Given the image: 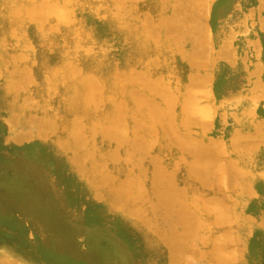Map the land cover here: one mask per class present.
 Wrapping results in <instances>:
<instances>
[{
	"label": "rangeland",
	"instance_id": "obj_1",
	"mask_svg": "<svg viewBox=\"0 0 264 264\" xmlns=\"http://www.w3.org/2000/svg\"><path fill=\"white\" fill-rule=\"evenodd\" d=\"M32 1H0V264H264V0Z\"/></svg>",
	"mask_w": 264,
	"mask_h": 264
},
{
	"label": "bare ground",
	"instance_id": "obj_2",
	"mask_svg": "<svg viewBox=\"0 0 264 264\" xmlns=\"http://www.w3.org/2000/svg\"><path fill=\"white\" fill-rule=\"evenodd\" d=\"M0 1H1V0H0ZM33 1H34V0H33ZM33 1H32V2H33ZM54 1H55V0H54ZM67 1H68V0H67ZM120 1H122V0H119V2H120ZM123 1H124V0H123ZM130 1H131V0H130ZM136 1H137V0H136ZM138 1H139V0H138ZM162 1H163V0H162ZM182 1H183V0H182ZM43 2H44V1H43ZM89 2H90V1H89ZM100 2H101V1H100ZM103 2H104V1H103ZM177 2H178V0H177ZM180 2H181V0H180ZM180 2H179V3H180ZM124 3H125V2H124ZM9 4H10V3H9ZM80 4H82V3H80ZM116 4H118V3L116 2ZM36 5H37V4H36ZM42 5H44V4H42ZM55 5H57V4H55ZM55 5H54V7H55ZM121 5H122V3H121ZM4 6H5V5H4ZM10 6H11V4H10ZM14 6H15V5H14ZM33 6H34V5H33ZM49 6H50V5H49ZM52 6H53V5H52ZM57 6H58V5H57ZM119 6H120V5H119ZM119 6H117V7H119ZM164 6H165V5H164ZM6 7H8V5H7ZM59 7H60V6H59ZM135 7H136V6H135ZM176 7H177V6H176ZM9 8H10V7H9ZM38 8H39V7H38ZM41 8H42V7H41ZM50 8H51V7H50ZM69 8H70V7H69ZM90 8H91V7H90ZM92 8H93V7H92ZM183 8H184V7H183ZM14 9H15V8H14ZM35 9H36V8H35ZM48 9H49V8H48ZM59 9H60V8H59ZM83 9H84V8H83ZM98 9H99V8H98ZM114 9H115V8H114ZM119 9H120V8H119ZM137 9H138V8H137ZM180 9H181V8H180ZM6 10H7V9H6ZM44 10H45V9H44ZM46 10H47V9H46ZM105 10H106V9H105ZM174 10H175V9H174ZM40 11H41V10H40ZM60 11H61V9H60L58 12H57V11H54V12H57L58 14H60ZM62 11H63V9H62ZM62 11H61V12H62ZM79 11H80V10H79ZM98 11H99V10H98ZM124 11L126 12V10H124ZM124 11H123V12H124ZM45 12H46V11H45ZM54 12H53V13H54ZM69 12H71V11H69ZM116 12H117V11H116ZM123 12H122V13H123ZM178 12H179V11H178ZM16 13H17V12H16ZM24 13H25V12H24ZM71 13H72V12H71ZM92 13H94V12H92ZM128 13H129V12H127L126 14H128ZM29 14H30V13H29ZM45 14H46V13H45ZM48 14H51V13H48ZM95 14H96V13H95ZM99 14H100V13H99ZM118 14H119V13H118ZM32 15H33V14H32ZM39 15H40V14H39ZM46 15H47V14H46ZM54 15H56V14H54ZM54 15H53V16H54ZM69 15H70V14H69ZM73 15H74V14H73ZM115 15H116V14H115ZM130 15H131V14H130ZM130 15H129V16H130ZM13 16H14V15H13ZM13 16H12V17H13ZM118 16H119V15H118ZM120 16H122V15H120ZM125 16H126V15H125ZM150 16H151V15H150ZM30 17H31V16H30ZM34 17H36V16H34ZM38 17H39V16H38ZM46 17H48V15H47ZM50 17H52V16H50ZM73 17H74V16H73ZM174 17H175V15H174ZM185 17H186V16H185ZM0 18H1V17H0ZM54 18H55V16H54ZM56 18H57V17H56ZM68 18H69V17H68ZM68 18H66V19H68ZM74 18H76V17H74ZM103 18H104V17H103ZM149 18H150V17H149ZM3 19H4V18H3ZM31 19H32V18H31ZM59 19H60V18H58L57 20H59ZM62 19H63V17H62ZM116 19H117V18H116ZM121 19H122V18H121ZM123 19H124V17H123ZM147 19H148V18H147ZM147 19H146V21H147ZM162 19H163V18H162ZM165 19H166V18H165ZM192 19H194V18H192ZM196 19H197V18H196ZM1 20H2V18H1ZM53 20H54V19H53ZM64 20H65V19H64ZM64 20L62 21V20L60 19L59 21L64 22ZM100 20H101V19H100ZM133 20H134V18H133ZM182 20H183V19H182ZM182 20H181V21H182ZM36 21H38V20H36ZM46 21H47V20H46ZM68 21H69V20H67V22H68ZM72 21H73V20L71 19V21H69V23L72 22ZM75 21H76V20H75ZM118 21H119V20H118ZM122 21H123V20H122ZM138 21H139V20H138ZM149 21H150V20H149ZM176 21H178V20H176ZM192 21H193V20H192ZM194 21H195V20H194ZM8 22H9V21H8ZM38 22H39V21H38ZM43 22H45V21H43ZM125 22H126V21H125ZM139 22H140V21H139ZM141 22H142V21H141ZM165 22H166V21H165ZM172 22H173V21H172ZM172 22H171V23H172ZM39 23H40V22H39ZM65 23H66V20H65ZM69 23H67V24H69ZM146 23H147V22H146ZM184 23H185V22H184ZM201 23H202V22H201ZM0 24H1V22H0ZM59 24H60V22H59ZM63 24H64V23H63ZM63 24H62V26H63ZM166 24H167V22H166ZM169 24H170V23H169ZM169 24H168V25H169ZM172 24L174 25V22H173ZM188 24H189V23H188ZM38 25H39V24H38ZM151 25H152V24H151ZM151 25H150V26H151ZM163 25H164V23H163ZM182 25H183V23H182ZM190 25H191V24H190ZM9 26H10V25H9ZM52 26H53V25H52ZM56 26H58V25H56ZM131 26H132V25H131ZM169 26H170V25H169ZM169 26H168V30H169V29L172 30V26H171L170 28H169ZM36 27H37V26H36ZM43 27H44V25H43ZM139 27H140V26H139ZM152 27H153V26H152ZM158 27H159V26H158ZM162 27H163V26H162ZM162 27H159V28H162ZM174 27H175V26H174ZM187 27H188V26H187ZM193 27H194V26H193ZM193 27H192V28H193ZM14 28H15V27H14ZM64 28H65V26H64ZM126 28H127V27H126ZM150 28H151V27H150ZM153 28L156 29V27H153ZM179 28H180V26H179ZM184 28H186V27H184ZM198 28H199V26H198ZM200 28H201V27H200ZM3 29H4V28H3ZM5 29H6V28H5ZM41 29H43V28H41ZM58 29H59V28H58ZM58 29H57V30H58ZM148 29H149V28H148ZM148 29H146V31H147ZM157 29H158V28H157ZM166 29H167V28H165V31H166ZM177 29H178V28H177ZM177 29H176V30H177ZM186 29H187V28H186ZM186 29H184V30L186 31ZM194 29H195V28H194ZM6 30H7V29H6ZM57 30H56V31H57ZM127 30H128V29H127ZM129 30H130V29H129ZM143 30H145V29H143ZM176 30H173V33H174V31H176ZM178 30H180V29H178ZM188 30H189V29H188ZM192 30H193V29H192ZM198 30H199V29H198ZM200 30H201V29H200ZM206 30H207V29H206ZM206 30H204V31H206ZM52 31H53V30H52ZM146 31H145V32H146ZM154 31H155V30H154ZM163 31H164V30H163ZM169 31H170V30H169ZM169 31H168V33H169ZM204 31H203V32H204ZM36 32H37V29H36ZM136 32H137V31H136ZM138 32H139V31H138ZM147 32H148V31H147ZM147 32H146V33H147ZM159 32H160V31H159ZM170 32H171V31H170ZM178 32H179V31H178ZM206 32H207V31H206ZM12 33H13V32H12ZM54 33H55V32H54ZM129 33H130V32H129ZM134 33H135V32H134ZM154 33H155V32H154ZM204 33H205V32H204ZM38 34H39V33H38ZM150 34H151V33H150ZM179 34H180V33H178V35H179ZM181 34L184 36V33H181ZM202 34H203V33H202ZM202 34H201V37L204 38L205 36H202ZM18 35H20V34H18ZM142 35H144V34H142ZM157 35H158V34H157ZM168 35H170V34H167L166 37H168ZM171 35H172V34H171ZM171 35H170V36H171ZM178 35H177V36H178ZM75 36H76V35H75ZM137 36H138V35H137ZM164 36H165V35H164ZM209 36H210V35H209ZM22 37H24V36H22ZM179 37H182V36L179 35L177 38L179 39ZM195 37H196V38H197V37L199 38V34H198V36H195ZM207 37H208V36H207ZM78 38H79V37H78ZM136 38L138 39V37H136ZM141 38H142V37H141ZM150 38H151V37H150ZM152 38H153V37H152ZM169 38H170V37H169ZM172 38H173V37H172ZM209 38L211 39V37H209ZM156 39H157V38H156ZM173 39H175V38H173ZM178 39H177V43H176V41H175L176 44H178L179 41H180L182 38H181L180 40H178ZM194 39H195V38H193V41H194ZM210 39H209V40H210ZM21 40H22V39H21ZM77 40H78V39H77ZM167 40H168V39H167ZM206 40H208V39H206ZM206 40H203V41H202V40H200V38H199L198 42L200 41V42H203V44H204ZM24 41H25V40H24ZM85 41H86V39H85ZM87 41H88V40H87ZM125 41H126V40H125ZM141 41H142V40H141ZM196 41H197V40H196ZM196 41H194V42H196ZM17 42H18V41H17ZM73 42H74V40H73ZM73 42H72V43H73ZM142 42H143V41H142ZM207 42H208V41H207ZM5 43H6V42H5ZM190 43H191V42H190ZM208 43H209V42H208ZM248 43H249V42H248ZM73 44H74V43H73ZM251 44H252V43H251ZM251 44H250V45H251ZM105 45H106V44H105ZM112 45H113V44H112ZM250 45H249V46H250ZM253 45H254V44H253ZM17 46H18V45H17ZM26 46H27V45H26ZM73 46H74V45H73ZM143 46H144V43H143ZM194 46H196V45H194ZM2 47H3V46H2ZM5 47H6V46H5ZM12 47H13V46H12ZM12 47H11V49H12ZM93 47H94V45H93ZM179 47H180V48H178V49L180 50V49H181V46H179ZM201 48H202V47H201ZM204 48H205V47H204ZM16 49H17V48H16ZM82 49H83V48H82ZM85 49H86V48H85ZM202 49H203V48H202ZM71 50H72V49H71ZM183 50H184V49H183ZM194 50H195V49H194ZM34 51H35V50H33L32 52H34ZM85 51H86V50H85ZM171 51H172V50H171ZM199 51H200V49H199V46H198V47H196L195 53H196V52L199 53ZM205 51H207V50H205ZM18 52H19V51H18ZM88 52H90V51H88ZM174 52H175V51H174ZM4 53H5V52H4ZM86 53H87V52H86ZM90 53H91V52H90ZM103 53H104V52H103ZM170 53H171V52H170ZM198 53H197V54H198ZM233 53H234V52H233ZM21 54H22V53H21ZM201 54H202V53H201ZM201 54L199 53L198 55H201ZM205 54H206V53H205ZM4 55H5V54H4ZM51 55H52V54H51ZM65 55H66V54H65ZM186 55H188V53H187ZM5 56H6V55H5ZM8 56H9V55H8ZM14 56H15V55H14ZM84 56H85V54H84ZM178 56H179V55H178ZM206 56H207V55H206ZM21 57H22V55H21ZM21 57H20V55H19V58H16V59L14 58V59H15L16 61H17V59H18V61H19V60L21 59ZM82 57H83V56H82ZM180 57H181V56H180ZM199 57H204V56H199ZM173 58H174V57H173ZM191 58H192V57H191ZM195 58H197V57H195ZM195 58H194V59H195ZM229 58H230V57H228L227 59H229ZM231 58H232V57H231ZM157 59H158V58H157ZM185 59H186V58H185ZM192 59H193V58H192ZM194 59H193V60H194ZM204 59H206V58H204ZM201 60H202V59H201ZM13 61H14V60H13ZM13 61H12V62H13ZM76 61H77V60H76ZM151 61H152V60H151ZM158 61H159V60H158ZM161 61H162V60H161ZM167 61H168V60H167ZM174 61H175V60H174ZM191 61H192V60H191ZM194 61L196 62L197 59H195ZM220 61H221V60H220ZM185 62H186V61H185ZM200 62H201V61H200ZM232 62H233V61H232ZM34 63H35V62H34ZM157 63H158V62H157ZM165 63H166V62H165ZM191 63H193V62H191ZM203 63H204V62H203ZM12 64H13V63H12ZM65 64H66V63H65ZM193 64H194V63H193ZM195 64H196V63H195ZM18 65H19V64H18ZM23 65H24V64H23ZM150 65H151V64H150ZM157 65H158V64H157ZM166 65H167V64H166ZM28 66H29V64H28ZM45 66H46V65H45ZM152 66H153V64H152ZM154 66H156V64H155ZM158 66H159V65H158ZM158 66H157V67H158ZM162 66H163V64H162ZM5 67H6V66H5ZM60 67H61V66H60ZM157 67H156V68H157ZM198 67H200V66H198ZM0 68H1V67H0ZM57 68H58V67H57ZM147 68H148V67H147ZM147 68H146L145 70H147ZM195 68H197V67H195ZM207 68H208V67H207ZM24 69H25V66H24ZM46 69H47V68H46ZM60 69H61V68H60ZM60 69H59V70H60ZM63 69H64V68H63ZM71 69H72V68H71ZM82 69H83V68H82ZM22 70H23V69H22ZM25 70H26V69H25ZM27 70H28V69H27ZM47 70H48V69H47ZM49 70H50V69H49ZM150 70H151V69H150ZM207 70H208V69H207ZM78 71H79V70H78ZM147 71H148V70H147ZM147 71H146V72H147ZM50 72H51V70H50ZM59 72H60V71H59ZM76 72H77V71H76ZM79 72H80V71H79ZM117 72H118V71H117ZM13 73H14V72H13ZM26 73L28 74V72H26ZM31 73H32V72H31ZM57 73H58V72H57ZM57 73H56V74H57ZM73 73H74V72H73ZM123 73H124V72H123ZM123 73H122V74H123ZM125 73H126V72H125ZM143 73H144V72H143ZM23 74H24V72H23ZM32 74H33V73H32ZM43 74H45V73H43ZM67 74H68V72H67ZM139 74H140V73H139ZM141 74H142V73H141ZM141 74H140V75H141ZM171 74H173V73H171ZM197 74H199V73H197ZM25 75H26V74H25ZM25 75H24V76H25ZM29 75H30V72H29ZM29 75H27V76H29ZM76 75H79V74H76ZM65 76H66V73H65ZM191 76H192V75H191ZM191 76H190V77H191ZM195 76H196V75H195ZM10 77H11V76H10ZM25 77H26V76H25ZM25 77H24L23 79H26ZM54 77H55V76H54ZM56 77H57V76H56ZM59 77H60V76H59ZM63 77H64V76L62 75V79H63ZM68 77H69V75H68ZM93 77H94V76H93ZM149 77H150V75H149ZM192 77H193V76H192ZM192 77H191V78H192ZM197 77H199V76H197ZM32 78H33V77H32ZM72 78H73V77H72ZM90 78H91V77H90ZM194 78H196V77H194ZM203 78H204V77H203ZM203 78L201 79L202 81H203ZM210 78H211V77H210ZM258 78H259V77H258ZM30 79H31V78H30ZM33 79H34V78H33ZM55 79H56V78H55ZM58 79H59V78H58ZM70 79H71V78H70ZM85 79H86V78H85ZM85 79H83V80H85ZM91 79H92V78H91ZM93 79H94V78H93ZM152 79H153V78H152ZM158 79L160 80V78H158ZM208 79H209V77H208ZM26 80H29V79L27 78ZM190 80H191V79H190ZM193 80H194V79H193ZM212 80H213V79H212ZM20 81H21V80H20ZM92 81L95 82L96 80H95V81L92 80ZM145 81H146V80H145ZM148 81H149V80H148ZM156 81H157V79H156ZM202 81H201V82H202ZM28 82H29V81H28ZM28 82H27V83H28ZM49 82H50V81H49ZM49 82H48V83H49ZM150 82H152V81H150ZM191 82H192V80H191ZM194 82H195V81H194ZM194 82H192V84H193ZM257 82H258V81H257ZM259 82H260V80H259ZM59 83H60V82H59ZM98 83H99V82H98ZM117 83H118V82H117ZM153 83H156V82H153ZM20 84H21V83H20ZM35 84H36V83H35ZM63 84H64V83H63ZM81 84H82V83H81ZM99 84H100V83H99ZM151 84H152V83H151ZM261 84H262V83H261ZM22 85H23V84H22ZM60 85H61V84H60ZM148 85H149V84H148ZM148 85H147V87H148ZM194 85H195V84H194ZM23 86H24V85H23ZM25 86H26V85H25ZM48 86H49V85H48ZM65 86H66V85H65ZM67 86H68V85H67ZM94 86H96V84H95ZM98 86H99V85H98ZM210 86H211V85H210ZM28 87H29V86H28ZM41 87H42V86H41ZM52 87H53V86H52ZM190 87H191V86H190ZM190 87H189V88H190ZM208 87H209V86H208ZM50 88H51V87H50ZM63 88H64V87H63ZM91 88H92V87H91ZM152 88H153V87H152ZM167 88H168V87H167ZM167 88H166V89H167ZM20 89H21V88H20ZM20 89H19V90H20ZM25 89H26V88H25ZM72 89H73V88H72ZM168 89H169V88H168ZM168 89H167V91H169ZM50 90H51V89H50ZM50 90H49V92H50ZM52 90H53V89H52ZM98 90H100V88H99ZM184 90H185V89H184ZM199 90H200V88H199ZM206 90H207V88H206ZM17 91H18V90H17ZM55 91H56V90H55ZM75 91H76V89H75ZM89 91H90V90H89ZM102 91H103V90H102ZM121 91H122V90H121ZM149 91H150V90H149ZM165 91H166V90H165ZM190 91H191V89H190ZM200 91H201V90H200ZM203 91H205V90H203ZM18 92H19V91H18ZM206 92H207V91H206ZM51 93H52V92H51ZM149 93H151V92H149ZM159 93H160V90H159ZM208 93H209V92H208ZM56 94H57V93H56ZM73 94H74V93H73ZM97 94H98V93H97ZM138 94H139V93H138ZM140 94H141V93H140ZM140 94H139V95H140ZM171 94H172V92H171ZM193 94H194V93H193ZM193 94H192V95H193ZM22 95H23V94H22ZM69 95H70V94H69ZM71 95H72V94H71ZM142 95H143V94H142ZM142 95H140V96H142ZM168 95H170V94H168ZM168 95H167V96H168ZM97 96H98V95H97ZM99 96H100V95H99ZM99 96H98V97H99ZM101 96H102V95H101ZM170 96H171V95H170ZM184 96H185V94H184ZM187 96H188V95H187ZM102 97H104V96H102ZM204 97H206V96H204ZM54 98H55V97H54ZM56 98H57V97H56ZM72 98H73V97H72ZM113 98H114V96H113ZM141 98H142V97H141ZM148 98H150V97H148ZM182 98H185V97H182ZM11 99H12V98H11ZM110 99H111V98H110ZM189 99H190V101H192L191 98H189ZM189 99H188V101H189ZM247 99H248V98H247ZM100 100H101V98H100ZM144 100H145V99H144ZM186 100H187V99H186ZM200 100H201V99H200ZM211 100H212V99H211ZM211 100H210V101H211ZM213 100H214V98H213ZM49 101H50V100H49ZM49 101H48V102H49ZM65 101H66V99H65ZM67 101H68V100H67ZM84 101H85V100H84ZM169 101H170V100H169ZM188 101H187V102H188ZM190 101H189V102H190ZM196 101H197V100H196ZM111 102H113V101H111ZM143 102H144V101H143ZM171 102H174V101H171ZM171 102H170V103H171ZM181 102H182V101H181ZM189 102H188V103H189ZM192 102H193V101H192ZM206 102H209V101H206ZM170 103H169V104H170ZM194 103H195V102H194ZM110 104H111V103H110ZM145 104H146V103H145ZM164 104H165V103H164ZM185 104H186V102H185ZM192 104H193V103H192ZM121 105H122V104H121ZM201 105H202V104H201ZM208 105H209V104H208ZM94 106H95V105H94ZM94 106H93V107H94ZM174 106H175V103H174ZM185 106H186V105H185ZM193 106H194V105H193ZM199 106H200V105H199ZM204 106H205V105H204ZM234 106H235V105H234ZM104 107H105V106H104ZM142 107H143V106H142ZM169 107H170V105H169ZM94 108H95V107H94ZM184 108H186V107H184ZM188 108H189V107H188ZM199 108H200V107H199ZM117 109H118V108H117ZM137 109H138V108H137ZM150 109H151V108H150ZM165 109H166V108H165ZM171 109H172V108H171ZM189 109H190V108H189ZM194 109H196L195 106H194ZM203 109H204V108H203ZM92 110H94V109H92ZM234 110H235V109H234ZM58 111H59V110H58ZM149 111H150V110H149ZM152 111H153V110H152ZM152 111H151V112H152ZM167 111H168V110H167ZM182 111H183V110H182ZM192 111H193V110H192ZM213 111H215V110H213ZM235 111H236V110H235ZM85 112H86V111H85ZM102 112H103V111H102ZM153 112H154V111H153ZM185 112H186V111H185ZM185 112H184V114H186ZM199 112H200V111H199ZM209 112H210V111H209ZM115 113H116V112H115ZM118 113H119V112H118ZM174 113H175V112H174ZM195 113H196V112H195ZM148 114H149V113H148ZM150 114H151V113H150ZM176 114H177V113H176ZM190 114H192V113H190ZM96 115H97V114H96ZM154 115H156V114H154ZM170 115H171V114H170ZM186 115H187V114H186ZM114 116H116V115H114ZM138 116H139V115H138ZM150 116H151V115H150ZM183 116H184V115H183ZM188 116H189V115H188ZM188 116H187L186 118H188ZM83 117H84V116H83ZM91 117H92V116H91ZM231 117H232V116H231ZM123 118H124V117H123ZM141 118H142V117H141ZM172 118H173V117H172ZM236 118H237V117H236ZM117 119H118V118H117ZM121 119H122V118H119L118 120L120 121ZM154 119H155V118H154ZM164 119H165V118H164ZM99 120H100V119H99ZM109 120H110V119H109ZM134 120H136V119H134ZM177 120H178V119H177ZM116 122H117V121H116ZM195 122H196V121H195ZM51 123H52V122H51ZM54 123H55V122H54ZM102 123H103V122H102ZM141 123H142V122H141ZM172 123H173V122H172ZM182 123H183V122H182ZM187 123H188V121H187ZM190 123H191V122H190ZM103 124H104V123H103ZM111 124H112V123H111ZM114 124H115V123H114ZM119 124H121V123H119ZM125 124H127V123H125ZM135 124H137V123H135ZM146 124H147V123H146ZM175 124H176V123H175ZM177 124H178V123H177ZM185 124H186V123H185ZM144 125H145V124H144ZM56 126H57V125H56ZM99 126H100V125H99ZM101 126H102V125H101ZM110 126H111V125H110ZM139 126H140V125H139ZM145 126H146V125H145ZM145 126H144V127H145ZM174 126H175V125H174ZM196 126H197V125H196ZM93 127H94V126H93ZM105 127H107V126H105ZM112 127L114 128V126H112ZM122 127H123V124H122ZM187 127H188V126H187ZM197 127H198V126H197ZM67 128H68V127H67ZM86 128H87V127H86ZM88 128H89V127H88ZM88 128H87V129H88ZM108 128H109V127H108ZM115 128H116V127H115ZM115 128H114V129H115ZM139 128H140V127H139ZM55 129H56V128H55ZM89 129H90V128H89ZM89 129H88V130H89ZM109 129H110V128H109ZM140 130H141V129H140ZM117 131H118V130H117ZM117 131H116V132H117ZM143 131H144V130H143ZM148 131H149V130H148ZM190 132H191V130H190ZM102 133H103V132H102ZM112 133H113V132H112ZM191 133H192V132H191ZM85 134H86V133H85ZM91 134H92V133H91ZM141 134H142V132H141ZM144 134H145V133H144ZM138 135H139V134H138ZM91 137H92V136H91ZM98 138H99V137H98ZM180 141H181V140H180ZM87 142H88V141H87ZM189 143H190V142H189ZM56 148H57V147H56ZM231 231H232V230H231ZM241 233H242V232H241ZM214 246H215V243H214ZM214 248H215V247H214ZM215 249H216V248H215ZM209 250H210V249H209ZM213 251H214V250H213ZM213 253H214V252H213ZM209 254H210V253H209ZM213 255H214V254H213Z\"/></svg>",
	"mask_w": 264,
	"mask_h": 264
}]
</instances>
